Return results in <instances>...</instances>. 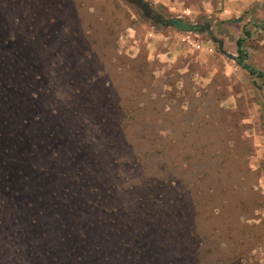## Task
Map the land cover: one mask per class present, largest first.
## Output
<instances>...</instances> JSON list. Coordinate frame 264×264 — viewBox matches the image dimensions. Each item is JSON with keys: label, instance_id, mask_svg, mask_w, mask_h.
<instances>
[{"label": "rangeland", "instance_id": "1", "mask_svg": "<svg viewBox=\"0 0 264 264\" xmlns=\"http://www.w3.org/2000/svg\"><path fill=\"white\" fill-rule=\"evenodd\" d=\"M139 1L0 0L1 159L33 153L54 211L14 222L1 169L0 264H45L17 252L56 219L65 264H264V0Z\"/></svg>", "mask_w": 264, "mask_h": 264}, {"label": "trees", "instance_id": "2", "mask_svg": "<svg viewBox=\"0 0 264 264\" xmlns=\"http://www.w3.org/2000/svg\"><path fill=\"white\" fill-rule=\"evenodd\" d=\"M6 7L4 4L1 6V8ZM3 15V12L0 10V18ZM1 25V24H0ZM239 51L245 56V51L239 47ZM242 64V60L239 61ZM243 66L248 69L251 73H257L254 69H252L250 66L243 64ZM257 75H261V73H257ZM7 102H2V105H6ZM20 105V103H17ZM0 109H1V105H0ZM13 109V105H6V107H2V109L0 110V112H3V115H6L8 113L9 110ZM7 112V113H5ZM18 114H20L18 111L16 112ZM19 123L21 122L23 125L24 121H18ZM10 123V125L12 124L9 121H0V126L3 125H8ZM21 125V126H22ZM28 123L24 122L23 127H27ZM25 130V128L20 129V133L18 134H13V132L9 131V129L7 128V132H3L0 130V170L4 169V171H6L5 173V182H9L13 181L14 185L13 188L10 190V200L13 201L12 206H14L16 209H18L19 211L25 210V212L23 211L21 214L14 216V222L20 223L22 222V220H26L29 218V223L34 224L35 223V218H34V214L38 215V216H42L45 217L46 220H49V218L51 216L54 215V211L53 212H43L41 211V209H37L36 207H32L33 202H43L46 201L49 202V199L45 200L44 197V187L41 186L38 181L36 182V180L45 178V180H47V176L48 174V168H46V170H41L39 167H37V165L34 163L35 160V156H33L32 158V154H29V160L28 162H26V166H23L20 162H16V158L15 157H4V160L1 159L4 154L7 153L8 151V147H7V142L10 141H17V136L19 135V139H22L23 135L25 134L23 131ZM7 144V145H6ZM34 143L31 140H28L27 143H25L24 149H26L27 151L32 150L33 148H36V145H33ZM22 148H19V150L17 152L21 153L23 152ZM27 168V170H26ZM50 170V169H49ZM42 171V172H40ZM2 172H0V177H3L1 175ZM13 174L15 176H13ZM4 180V179H1ZM2 184L4 183V181L1 182ZM0 183V188L2 189V191L0 193H3L4 190H6L7 187L3 186ZM32 183H34V185L37 186L36 189H33L34 186H32ZM38 183V184H37ZM34 190V191H33ZM36 191V192H35ZM36 193V194H35ZM20 204V205H19ZM22 204V206H21ZM7 207V206H6ZM28 208V210L26 209ZM37 209V211H36ZM54 210V209H51ZM4 211V209H3ZM31 212V213H30ZM23 214H25V218L20 219L19 217L23 216ZM7 216V214H6ZM10 215H8L7 217H9ZM27 216V217H26ZM55 218H57V216L55 215ZM6 220V217L2 220H0V233L1 230H3V223ZM21 224V223H20ZM62 221L61 219L51 222L49 223V221H47L45 224H40L41 226H36L33 227L32 229L30 228H26V231H24V235H22V237L27 238L28 239V243L29 246L27 247V249H21L19 250V252H17V255L19 256V258L21 259H27L29 261L30 260H34L35 257L39 258L37 256H40L42 260H44L45 264H54L56 261L58 262L57 264H65L61 261H59L58 259H60L62 256L59 255V250H57L58 246L55 245L53 243V238L49 237V232H56V235H54L56 241L62 243L63 241L68 242V236L73 237L72 235H70L69 233L65 232V230H69V227H66V224L64 225V227H66V229L60 230L62 227ZM50 227L49 230H47L44 226ZM44 227V228H43ZM55 229H54V228ZM58 229V230H57ZM22 230V228L20 229ZM23 231V230H22ZM67 233L68 236L64 237V234ZM47 236V237H46ZM39 237V238H38ZM46 238V240H42L43 238ZM3 238V236H0V240ZM19 238V237H18ZM42 238V239H41ZM38 240L41 241V243L37 242ZM23 244V238H21V241ZM0 249H2L1 244H0ZM4 250H1V255L0 257H3L4 254ZM37 255V256H36ZM44 255V258H43ZM40 259V258H39ZM40 259V260H41ZM3 261L1 263H4L6 261H4L5 259H2ZM11 260H9L10 262ZM37 263H41V261H34L33 264H37Z\"/></svg>", "mask_w": 264, "mask_h": 264}, {"label": "water", "instance_id": "3", "mask_svg": "<svg viewBox=\"0 0 264 264\" xmlns=\"http://www.w3.org/2000/svg\"><path fill=\"white\" fill-rule=\"evenodd\" d=\"M132 1H134L137 4L141 3L139 0H132ZM146 13L150 14L151 18H154L156 21H158L160 23H164V24H170V25H172V26H174V27H176L177 29H180V30L196 31V30L201 28L200 25L187 23V22L183 21L180 18H170L168 20H164V19L160 18L159 16L152 14L149 9L146 10ZM220 48H221V46H220ZM222 52L226 56H228V57H230L232 59L234 58L233 54H229L226 51H222Z\"/></svg>", "mask_w": 264, "mask_h": 264}]
</instances>
